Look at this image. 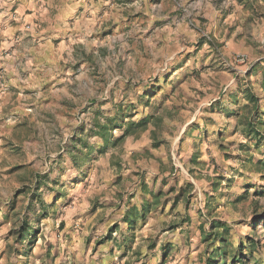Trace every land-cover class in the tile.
<instances>
[{"label":"rangeland","instance_id":"obj_1","mask_svg":"<svg viewBox=\"0 0 264 264\" xmlns=\"http://www.w3.org/2000/svg\"><path fill=\"white\" fill-rule=\"evenodd\" d=\"M60 2L0 0V66L14 54L18 74L0 72V264H206L220 220L234 245L264 239V129L229 115L248 87L264 112V0ZM118 112L152 119L104 146L97 120ZM158 191L131 241L126 201Z\"/></svg>","mask_w":264,"mask_h":264},{"label":"trees","instance_id":"obj_2","mask_svg":"<svg viewBox=\"0 0 264 264\" xmlns=\"http://www.w3.org/2000/svg\"><path fill=\"white\" fill-rule=\"evenodd\" d=\"M157 92L158 90L153 88V90L151 91L144 92V95L145 97L149 98L152 93L156 94ZM242 93L245 103L242 104L240 110L236 111L235 113L230 111L229 115L235 114L237 116L238 124L243 125V130L250 140L260 141L262 139L261 133L263 131L261 130V128L264 129V112L260 107V98L257 93L252 90L251 87L244 89ZM149 101L150 99H148L147 104L149 103ZM231 101L236 105L240 104L239 97L237 95H233L231 97ZM118 114L120 116L119 118L115 117L107 119V121L104 122L102 120H97V133L101 135L103 139H105L106 143L104 146H107L108 141L113 139L111 131L117 128L122 130L120 136L116 139H113V143H116L118 141H122L129 135H134L146 130L148 128L150 120L152 119V116L147 115L137 121L130 120L128 122H125L127 117L131 118L133 115L129 114V116H126L125 114H122V112L121 114L120 112H118ZM157 145L158 144H156V146ZM100 151H104L103 147L100 148ZM183 189L184 187H181L180 195L182 194ZM171 190H173V188H171L170 191ZM162 195V191H158L156 193L153 192L152 199H147L141 207H138L137 205L128 207L124 216V221L127 223L128 228L131 231V241L135 240V231L138 221L140 220L142 222H146L148 214L152 211L153 206L158 203L159 198ZM180 195L176 196L175 200L179 199ZM212 209L213 208L208 210V213L210 215L212 214ZM42 211L43 213H45V209H43ZM261 220H264V216ZM210 226V231L206 232L207 240H209L210 243L219 241V245L216 246V248L213 249L210 254H208L206 258V264H251L252 261H255V264H259V260L255 256V253L259 249H261V247H263L264 239H262L261 236L257 235L256 230L254 231L253 235L247 236L244 240H240L237 245H234L228 240L226 236H224V233L229 230V225L226 222L221 220L212 221ZM31 229L32 227H29V229L25 232L22 230V234L20 233V235H22L23 237L22 239L29 235ZM114 229L115 227H112L110 229V235L114 231ZM220 229L223 232H220ZM126 239H128V236L126 237ZM126 245L127 244H125V246ZM229 247L231 248L229 249ZM124 250H127V248H125Z\"/></svg>","mask_w":264,"mask_h":264},{"label":"crops","instance_id":"obj_3","mask_svg":"<svg viewBox=\"0 0 264 264\" xmlns=\"http://www.w3.org/2000/svg\"><path fill=\"white\" fill-rule=\"evenodd\" d=\"M60 3H66L68 8L72 9V8L79 7L81 2H79V0H61ZM12 58H14V54H7L5 56L2 54V59L4 60V63L2 66H0V69H2V71H0V72H2V74L4 75V78H6L5 75H7V77L10 78L9 82H7L8 86H10V85L12 86L13 84H16L15 78L18 76V74L16 75L15 64L13 63ZM1 86H2V83H1ZM0 89L2 90V89H4V87H1ZM133 205H135V204H132L131 201L127 200L125 210H123L122 211L123 213H121V215H120L121 219H118L119 223L125 224L126 229L129 231H130V229L128 228L127 223L124 221V216L126 214L128 207L133 206ZM141 206H138V207H141ZM112 227H115L113 232H116L117 230H119V228H120L121 232H125V229L122 228V226H119L118 224H114L113 226H111L109 228V232H110V229ZM126 237H127V234L124 236V239L122 240V243H121V242L116 241L113 236H110V238L106 236L100 241V244H105L109 239H111L114 242V244H112V245H114V246L118 245L120 248L123 247V249H125V248H128V243H127ZM125 244H127V245L125 246Z\"/></svg>","mask_w":264,"mask_h":264}]
</instances>
